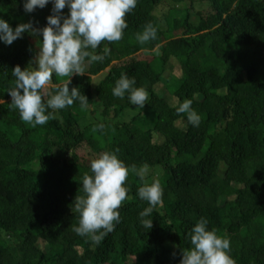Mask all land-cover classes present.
<instances>
[{
    "label": "trees",
    "instance_id": "obj_1",
    "mask_svg": "<svg viewBox=\"0 0 264 264\" xmlns=\"http://www.w3.org/2000/svg\"><path fill=\"white\" fill-rule=\"evenodd\" d=\"M164 1L138 0L123 38L92 50L102 54L107 45L104 61L86 60L87 73L71 76L69 88L87 96V108L74 102L49 109L53 118L45 125L22 121L8 93L12 69L27 67L38 52L34 36L0 42V264H180L193 247L187 233L201 217L230 239L236 264H264V0H174L180 10L160 17ZM198 2L211 8L195 11ZM52 7L26 13L23 0H0V16L13 27L24 18L44 27ZM149 23L157 38L140 44L136 35ZM172 60L180 77L166 73ZM122 74L148 91L143 108L113 95ZM66 79L54 73L52 85ZM163 81L161 94L156 86ZM166 93L193 100L199 127L175 111ZM88 109L91 122L82 126ZM115 149L127 165L149 170L144 180L130 171L121 222L94 245L73 231L75 197L84 194L91 160ZM155 179L163 197L147 230L139 212L149 204L137 191Z\"/></svg>",
    "mask_w": 264,
    "mask_h": 264
},
{
    "label": "clouds",
    "instance_id": "obj_2",
    "mask_svg": "<svg viewBox=\"0 0 264 264\" xmlns=\"http://www.w3.org/2000/svg\"><path fill=\"white\" fill-rule=\"evenodd\" d=\"M52 4V14L47 24L38 27L33 21L11 26L0 16V42L11 45L25 33L40 36L38 52L27 67L19 64L12 69L14 86L8 93L11 105L17 109L20 119L34 127L45 125L53 118L51 110H60L79 102L81 110L88 106L89 99L78 87L69 88L72 75H84L86 60L103 62L111 49L106 45L102 54L95 51L102 42H117L128 28L127 15L137 6L138 0H23L26 13ZM68 8V14L63 10ZM158 29L146 24L136 39L145 44L157 38ZM91 49V50H90ZM33 62L35 67L32 66ZM67 77L62 86L52 85L53 74ZM55 93L48 91V86ZM113 95L127 98L131 104L143 108L149 99L148 91L136 87L135 78L122 74L112 89ZM193 100L185 99L175 107L178 114H186L187 121L199 127L202 117L193 109ZM98 130L105 124L100 123ZM119 149L104 151L91 160V175L85 173L82 180L83 195L75 197V212L79 214L78 226L73 231L87 237L94 245H100L104 238L121 222L120 207L128 199L130 187L126 185L130 171L144 180L149 166L127 165L118 155ZM137 195L149 206L139 212L140 224L145 229L152 227V214L162 203L163 186L158 179L138 188ZM209 221L201 217L187 233L191 245L184 250L180 264H236L231 255L230 239L217 235L216 229H209Z\"/></svg>",
    "mask_w": 264,
    "mask_h": 264
},
{
    "label": "rangeland",
    "instance_id": "obj_3",
    "mask_svg": "<svg viewBox=\"0 0 264 264\" xmlns=\"http://www.w3.org/2000/svg\"><path fill=\"white\" fill-rule=\"evenodd\" d=\"M187 2L189 3V0H187ZM175 3L176 2L174 0H165L164 2H162V4L157 8V13L159 14V16L163 17L164 15H168V11L171 7H174L176 12H178L180 10L179 7H181V4L176 5ZM208 4H209L208 2H204V3L198 2V4L195 7V11L208 10L209 8H211ZM24 22L25 23L27 22V18H24ZM182 31L183 30L178 31L177 34L180 35L182 33ZM40 38H41L40 36H34V40L36 41V45L39 43ZM37 47H38V45H37ZM32 66L35 67V63H33ZM167 68L168 69H167L166 73H168L169 70H171V72L176 74L178 77H180L182 74L181 66L177 60H172L171 64L168 63ZM105 73L106 72H103V73H100L99 75L95 76L94 77V83H96V84L99 83V81L105 76ZM164 81H166V79ZM164 81L156 86V90L161 94H163L165 89H166ZM166 97L172 106L173 105L178 106V104L181 103L179 98L173 94L166 93ZM135 107H138V106L135 105L133 108H135ZM134 112H136V109L135 110L131 109L130 112L126 113L125 117H124L125 120L129 119L133 115ZM90 113H91V110L88 109L84 113V115L82 116V120H81L82 126L91 122L92 116H90ZM154 139L157 142H162V140H163L162 136L157 134V133L154 135ZM88 156H89V158L91 157L90 155H88ZM153 177L155 178L158 176L155 174L151 178H153Z\"/></svg>",
    "mask_w": 264,
    "mask_h": 264
}]
</instances>
